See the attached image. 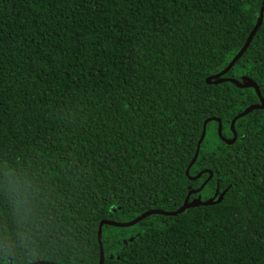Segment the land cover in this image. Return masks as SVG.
<instances>
[{
  "label": "trees",
  "instance_id": "trees-1",
  "mask_svg": "<svg viewBox=\"0 0 264 264\" xmlns=\"http://www.w3.org/2000/svg\"><path fill=\"white\" fill-rule=\"evenodd\" d=\"M263 3L0 0V264H264Z\"/></svg>",
  "mask_w": 264,
  "mask_h": 264
},
{
  "label": "water",
  "instance_id": "water-1",
  "mask_svg": "<svg viewBox=\"0 0 264 264\" xmlns=\"http://www.w3.org/2000/svg\"><path fill=\"white\" fill-rule=\"evenodd\" d=\"M263 11H264V3L262 4V6H261V8L259 10V15H258V18L256 20V23L254 24L253 28L249 32V34H248L243 46L239 50V52L232 58V60L227 64V66L222 71H220L219 73H217V74H215L213 76L207 77L205 79V83L207 85H210V84L215 85V84L230 82V83H233L236 86L241 87V88H244V87L253 88L255 90L256 94H257V97H258V100H259V105H252V106L246 108L244 111H242L237 116H235L234 119L232 120V122H231V130L233 132L232 140H226L225 138H223L221 136V131H220L221 125H220V121L218 119H212L211 118V119H207L205 121V123H207L209 121H212V120L217 121V123H218V128H217L218 136H219V138L222 141H224L225 143H228V144L232 143L235 140V133L233 131V123L235 122V120H237L238 118L244 116L246 113H248L251 110L263 109L264 108V98L261 96L260 91L257 88V86L250 79H248L246 77H243L242 78L243 83H239L236 80L224 77V75L231 69V67L242 56V54L245 52V50L249 46V44H250L253 36L255 35L257 29L261 25ZM204 131H205V129H204V125H203L201 136H200V138H199V140L197 142V145H196V151L194 153V156H193L191 162L189 163V166H191L194 163V161L196 160L199 146H200V144H201V142L203 140V137H204ZM187 174H188V168L185 171V175H187ZM210 176H211V174H210ZM207 180L195 192H199L203 188V186L206 184ZM226 190L227 189H225L219 195H217V191H216L213 197H211V198H209V199H207L205 201H202L199 197L194 198V199L189 201V199H188L189 194H190L189 193L187 195V197L185 198L183 204L178 209H176L174 211H163V210H159V209H152V210H149V211H146V212L140 214L139 216H137L136 218H134L131 221L123 222V223L113 222V221H110V220H101L99 225H98V231H97V241H98V245H99V261H98V264H103V261H104L103 249H102V244H101V239H100V234H101L100 230H101V227L103 225L111 226V227H117V228H126V227H131V226L137 224L138 222L143 220L145 217H148L150 215H161V216H167V217H174V216H177V215L183 213L185 210H187L189 208H194V207H199V206H211V205H215V204L220 203L222 198H223V196H224V194H225V192H226ZM29 264H58V263H52V262H46V261H36V262L29 263Z\"/></svg>",
  "mask_w": 264,
  "mask_h": 264
}]
</instances>
